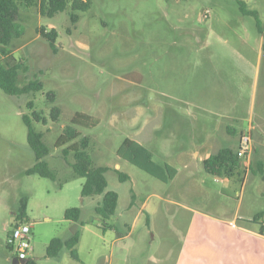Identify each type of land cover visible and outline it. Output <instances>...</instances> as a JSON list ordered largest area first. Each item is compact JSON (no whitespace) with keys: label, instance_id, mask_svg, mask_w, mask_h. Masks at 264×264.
<instances>
[{"label":"rangeland","instance_id":"374dc122","mask_svg":"<svg viewBox=\"0 0 264 264\" xmlns=\"http://www.w3.org/2000/svg\"><path fill=\"white\" fill-rule=\"evenodd\" d=\"M244 1L264 24V0ZM89 2L76 25L70 10L50 18L38 6L20 4L3 62L21 64L20 82L39 80L43 89L20 97L0 89V264H14L7 241L23 196L29 200L25 223L34 248L28 259L37 264H264V219L252 222L264 212V173L256 170V161L264 159V135L258 127L251 132L258 150L251 156L252 172L246 175L240 167L223 177L198 162L200 143L193 137L199 124L217 148L229 142L237 149L226 127L239 136L249 118L255 125L263 121L264 55L258 47L226 92L217 91L220 82L207 64L215 30L223 34L254 26V20L241 15L235 0ZM42 28L57 31V53L39 36ZM220 51L227 64L237 57L232 46ZM232 110L238 115L228 114ZM35 112L45 120L33 125L50 149L44 160L55 180L26 174L36 159L23 118L33 119ZM77 113L99 121L94 128L77 127L76 143L90 139L87 153L95 166L107 169L108 190L119 195L110 219L95 211L102 196H82L85 179L74 174V153H63L74 143L56 147ZM128 138L148 148L157 165L172 166L175 178L160 181L121 159L118 151ZM69 208L81 209L79 221L66 219ZM75 232L78 261L67 250L58 258L47 256L53 239Z\"/></svg>","mask_w":264,"mask_h":264},{"label":"trees","instance_id":"16d2710c","mask_svg":"<svg viewBox=\"0 0 264 264\" xmlns=\"http://www.w3.org/2000/svg\"><path fill=\"white\" fill-rule=\"evenodd\" d=\"M239 10L244 16L253 17L257 21L258 27H263L259 14L256 11L249 9V6L244 0H235ZM20 4L27 7L38 6L40 14L46 17H54L59 13L69 11L70 19L73 25H76L80 20V12H86L90 8L89 0H0V89L9 96L20 97L29 95L43 89V83L39 80H27L23 84L19 80L20 71L23 66L7 65L3 62V56L8 55V47L14 37V31L17 29V16L20 12ZM41 38L45 39L50 49L57 53L58 33L56 30L47 32L44 28L41 29ZM48 99L55 102V95L48 94ZM33 107V102L29 103ZM61 110L57 106L52 110V118L55 122L59 121ZM24 122L28 129V143L35 154L36 164L26 171L27 175H39L55 180V174L50 170L49 165L45 162V158L50 155L49 147L44 143V135L38 132L33 125V120L37 122H45L43 116L35 112L33 119L29 116H24ZM98 119L93 118L84 113H77L73 117L72 124L64 129V133L57 140L56 147L62 148L71 143L73 145L63 150L65 156L71 152L74 153V163L72 168L75 176L82 177L85 182L82 186L83 197L102 196V201L96 206L95 211L104 219H110L116 214L119 195L117 192L108 190L107 169L105 167H97L94 165L92 158L87 153L90 146L88 137L80 138V132L77 127L94 128L98 124ZM118 156L145 171L151 176L163 182H169L175 178L176 170L168 165H157L153 160L152 152L141 143L126 139L118 151ZM242 163V158L239 154V149L224 147L216 151L209 159L203 162L204 169L214 176H229L237 170ZM259 171L263 172L262 169ZM121 180H127V176L120 175ZM28 197L23 196L17 206L15 216V227L25 223L28 210ZM81 216L80 208H69L66 210L65 217L68 220L79 221ZM264 219V212L255 216L252 222H258ZM14 227V228H15ZM261 234L264 235V223L262 224ZM11 235V233H10ZM9 235V237H10ZM79 243V233L75 232L66 240L55 238L48 248L47 256L50 258H58L64 250L69 251L73 258L79 260L76 246ZM7 248L13 251V248L8 244ZM17 259L14 256L13 260ZM23 264H37L33 259L23 261Z\"/></svg>","mask_w":264,"mask_h":264},{"label":"crops","instance_id":"0c3cea01","mask_svg":"<svg viewBox=\"0 0 264 264\" xmlns=\"http://www.w3.org/2000/svg\"><path fill=\"white\" fill-rule=\"evenodd\" d=\"M253 11H256V10H253ZM256 12L259 14L260 21L263 25L261 29L258 27L257 21L255 18L244 16L240 11L243 17L252 18L254 20V23H255L254 26L248 27L246 25L244 26L240 25L236 29L235 28L231 29L228 32H225L223 34H219L221 33V31H219L218 29L217 30L214 29L215 30L214 33L211 34L210 44H209L210 55H209L207 64H208L209 73L215 76L216 79L220 82V85L217 91H223V92L228 91V89H230L229 88L230 82L233 81L231 80V77L235 76L237 72L239 73V75H243L242 73L245 71L246 63L250 60H253L254 48L258 47L261 57L262 55H264V24H263V20L261 18L259 11H256ZM227 46H232L236 51L237 57L233 61H231L232 64H227L225 59H221V57H219V52L221 53L220 50ZM237 60H238V63H237ZM208 88H209L208 89L209 91L215 90V84H212V83L209 84ZM228 114L232 116L238 115L235 110L228 112ZM257 122H259V124L255 125L254 118H249L248 124L245 126L243 132L239 136H236V130L234 128L226 127L228 134L234 138L235 137L237 138V142H238L237 149L230 146L228 144L229 142H221L219 145L220 147L217 148L215 144V139L209 137L208 135H204L202 126L201 125L199 126V124H195V126L193 127V137L197 143H200L199 146L197 147L199 151H196V157L198 158V162H200L203 165V162L205 160L209 159L216 151L224 147H230V148L238 150L240 146L241 136L244 133H250V135L252 136L251 132H253L252 131L253 128L254 130H256L258 127L257 130H260L261 132L260 134L264 135V117H263L262 122L260 121H257ZM215 148H217L216 151H215ZM254 150L256 151V153L258 152L257 148L255 147H254ZM256 162H257L256 170L262 169L264 173V159H259ZM240 167L245 168L243 161ZM252 170H253V164L251 162V167L249 171L245 172L246 175H249L248 172H252ZM218 180L219 179H217V181ZM226 187H229V183L226 184ZM73 259L78 261L75 258Z\"/></svg>","mask_w":264,"mask_h":264},{"label":"built area","instance_id":"2783aa9c","mask_svg":"<svg viewBox=\"0 0 264 264\" xmlns=\"http://www.w3.org/2000/svg\"><path fill=\"white\" fill-rule=\"evenodd\" d=\"M210 16V12L204 15L205 18ZM254 152L253 140L250 133H244L240 139L239 154L243 159L245 170L249 171L251 167V156ZM31 226L27 223L20 224L13 228L8 244L13 248L15 256L20 261L28 260V256L34 248L31 243Z\"/></svg>","mask_w":264,"mask_h":264},{"label":"water","instance_id":"95a60500","mask_svg":"<svg viewBox=\"0 0 264 264\" xmlns=\"http://www.w3.org/2000/svg\"><path fill=\"white\" fill-rule=\"evenodd\" d=\"M13 263H14V264H18V263L23 264L24 262H23V261H20V260H18V259H14V260H13Z\"/></svg>","mask_w":264,"mask_h":264}]
</instances>
